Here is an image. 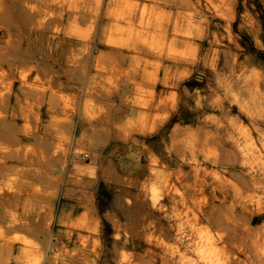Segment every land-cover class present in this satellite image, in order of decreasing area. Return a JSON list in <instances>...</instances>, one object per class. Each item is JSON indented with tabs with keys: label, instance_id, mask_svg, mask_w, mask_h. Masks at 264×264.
Returning a JSON list of instances; mask_svg holds the SVG:
<instances>
[{
	"label": "rangeland",
	"instance_id": "obj_1",
	"mask_svg": "<svg viewBox=\"0 0 264 264\" xmlns=\"http://www.w3.org/2000/svg\"><path fill=\"white\" fill-rule=\"evenodd\" d=\"M260 258L264 0H0V264Z\"/></svg>",
	"mask_w": 264,
	"mask_h": 264
},
{
	"label": "built area",
	"instance_id": "obj_2",
	"mask_svg": "<svg viewBox=\"0 0 264 264\" xmlns=\"http://www.w3.org/2000/svg\"><path fill=\"white\" fill-rule=\"evenodd\" d=\"M88 158H89V154H87V153H76L75 154L76 160H86Z\"/></svg>",
	"mask_w": 264,
	"mask_h": 264
},
{
	"label": "bare ground",
	"instance_id": "obj_3",
	"mask_svg": "<svg viewBox=\"0 0 264 264\" xmlns=\"http://www.w3.org/2000/svg\"><path fill=\"white\" fill-rule=\"evenodd\" d=\"M235 235V234H234ZM234 237V236H233ZM244 245V244H243ZM241 248V247H240ZM243 249V248H242ZM230 251V250H229ZM231 252V251H230ZM232 257V256H231ZM261 257V256H260ZM233 258V257H232ZM232 258H230V259H232ZM235 258V257H234ZM259 259V258H258ZM261 259V258H260ZM235 260V259H234ZM261 261H262V259L260 260V264H262L261 263ZM264 261V260H263ZM239 263V262H238ZM240 263H241V261H240Z\"/></svg>",
	"mask_w": 264,
	"mask_h": 264
},
{
	"label": "crops",
	"instance_id": "obj_4",
	"mask_svg": "<svg viewBox=\"0 0 264 264\" xmlns=\"http://www.w3.org/2000/svg\"><path fill=\"white\" fill-rule=\"evenodd\" d=\"M20 105V104H19Z\"/></svg>",
	"mask_w": 264,
	"mask_h": 264
}]
</instances>
